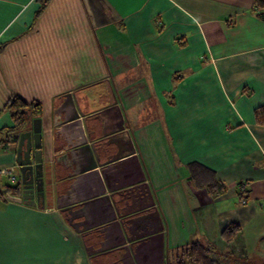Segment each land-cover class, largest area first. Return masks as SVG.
Returning <instances> with one entry per match:
<instances>
[{
  "label": "crops",
  "instance_id": "1",
  "mask_svg": "<svg viewBox=\"0 0 264 264\" xmlns=\"http://www.w3.org/2000/svg\"><path fill=\"white\" fill-rule=\"evenodd\" d=\"M39 6L0 0V167L10 171L0 177V264H90L86 234L54 205L18 204L3 193L17 177L5 103L17 96L39 104L43 160L53 165L63 153L53 109L65 93L85 114L120 106L164 226L165 264L195 241L264 264V8L253 0H47L37 13ZM190 164L225 190L197 189ZM229 224L238 231L226 243Z\"/></svg>",
  "mask_w": 264,
  "mask_h": 264
},
{
  "label": "water",
  "instance_id": "2",
  "mask_svg": "<svg viewBox=\"0 0 264 264\" xmlns=\"http://www.w3.org/2000/svg\"><path fill=\"white\" fill-rule=\"evenodd\" d=\"M59 100L53 135L63 153L53 165L44 162L41 119L22 110L27 129L17 137V177L11 187L17 194L5 190L6 199L43 209L47 184L54 180V206L67 223L81 236L95 232L101 238L99 247L85 248L90 264L92 255L110 252L118 253L121 264H165L164 226L120 106L85 114L73 93ZM130 191L133 195L127 197ZM132 196L147 201L125 210ZM135 222L141 223V232L129 235Z\"/></svg>",
  "mask_w": 264,
  "mask_h": 264
},
{
  "label": "trees",
  "instance_id": "3",
  "mask_svg": "<svg viewBox=\"0 0 264 264\" xmlns=\"http://www.w3.org/2000/svg\"><path fill=\"white\" fill-rule=\"evenodd\" d=\"M38 1L40 6L37 13L40 12L47 0ZM253 1L254 8L257 11L264 8V0ZM58 100L59 97L55 99V103H57ZM5 109L9 111L10 117L15 125L14 129H16V131H14V136L12 137V142L14 143L16 142L19 133L25 130V127H27L26 117L21 111H28L31 117L40 116V108L38 103L27 104L17 96H12L8 99V101L5 103ZM188 169L190 172V180L197 189H204L208 194L214 196L216 194H221L225 190L222 184L215 181L213 173L201 167L200 165L190 164L188 165ZM8 190H10L9 187L6 189V191ZM237 231V225L229 224L222 232L223 240L226 243L230 242ZM182 250L186 253V259H188L192 264H256L248 262L241 257H232L219 254L216 252V249L213 247V245L198 241L191 242L189 245L180 249L179 251Z\"/></svg>",
  "mask_w": 264,
  "mask_h": 264
},
{
  "label": "flooded vegetation",
  "instance_id": "4",
  "mask_svg": "<svg viewBox=\"0 0 264 264\" xmlns=\"http://www.w3.org/2000/svg\"><path fill=\"white\" fill-rule=\"evenodd\" d=\"M65 184L63 185H60L59 189H60V192H62L64 189H65ZM14 195L17 194V192L13 191ZM125 195L128 197V196H131L133 195V192L130 191V192H126ZM133 197V196H132ZM134 198V197H133ZM143 202H146L147 199H144L142 200ZM141 199L140 201H137L136 202V199L134 198L132 201L128 198L127 200V204H126V209L125 210H130L134 205H137L138 203H142ZM133 217V216H132ZM141 225V223L139 222H135L134 225L131 226V228H133L130 232H129V235H131L132 233L136 234V233H139L141 232V229L139 228V226ZM135 226V227H134ZM138 229V230H137ZM84 243L86 244V247H92L93 249L94 248H97L99 247L100 245V242H101V238L99 236V234L95 233V232H92L90 234H87L86 237L84 238ZM107 254H110L112 255L113 257V264H121L119 262V256L116 252H110V253H107ZM104 254H98V255H92L91 256V263L93 264H103L102 262H100L97 258L99 256H102Z\"/></svg>",
  "mask_w": 264,
  "mask_h": 264
},
{
  "label": "rangeland",
  "instance_id": "5",
  "mask_svg": "<svg viewBox=\"0 0 264 264\" xmlns=\"http://www.w3.org/2000/svg\"><path fill=\"white\" fill-rule=\"evenodd\" d=\"M55 171H56L57 176H59V174H61L60 170L59 171L55 170ZM49 183L50 184H47L49 186L47 188L48 193H47V197L45 199V206H44V207H46L47 210H49V208H50L49 206L54 205L53 197L55 195V187H56L54 180H51ZM53 187H54V191H53ZM51 189H52V192L50 193L49 191H51ZM13 191L14 190L12 188H10V190H8L6 192H8L9 194H12ZM53 207H52V209H53ZM83 254L86 255V251H84ZM185 255H186V253L183 252V250L177 251V254H175L176 258L175 259L173 258L172 262L169 264H192L188 259H186ZM87 259H88V257H87ZM97 259L100 262H102L103 264H113V260H114L112 255H110V254H104L102 256H99Z\"/></svg>",
  "mask_w": 264,
  "mask_h": 264
},
{
  "label": "built area",
  "instance_id": "6",
  "mask_svg": "<svg viewBox=\"0 0 264 264\" xmlns=\"http://www.w3.org/2000/svg\"><path fill=\"white\" fill-rule=\"evenodd\" d=\"M9 170L3 167H0V177L8 175L9 174ZM12 178V181L14 180V176H10Z\"/></svg>",
  "mask_w": 264,
  "mask_h": 264
}]
</instances>
